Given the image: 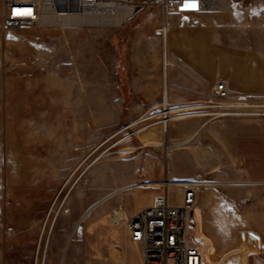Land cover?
<instances>
[{
  "label": "rangeland",
  "instance_id": "1",
  "mask_svg": "<svg viewBox=\"0 0 264 264\" xmlns=\"http://www.w3.org/2000/svg\"><path fill=\"white\" fill-rule=\"evenodd\" d=\"M4 2L0 264H118L123 243L99 251L92 226L142 187L150 165L164 172L161 189L167 179L210 181L192 216L207 264H264V113L217 115L210 101L220 81L232 101H264V0L170 14L176 26L208 33L200 53L188 37L169 42L152 0H135L118 25L102 18L13 28L3 24ZM68 5L47 14L85 13ZM144 61L168 72L159 99L144 98L158 89L153 80L134 82ZM182 189L169 188L172 202ZM236 248L244 251L229 255Z\"/></svg>",
  "mask_w": 264,
  "mask_h": 264
},
{
  "label": "built area",
  "instance_id": "2",
  "mask_svg": "<svg viewBox=\"0 0 264 264\" xmlns=\"http://www.w3.org/2000/svg\"><path fill=\"white\" fill-rule=\"evenodd\" d=\"M62 0H5L3 24L8 28L36 26L44 22L48 11H54ZM214 0H152L163 14L161 31H169L168 17L172 13L196 15L211 9ZM82 6L104 5L130 6L135 9V0H64ZM68 5V6H69ZM210 101L219 111L217 115L236 112L238 108L260 110L264 113V101H232L231 91L225 81L217 82ZM234 111V112H233ZM210 183L203 174L194 179L174 182L167 179L163 192L146 206L127 218L131 239L142 247L141 264H206V254L193 231L192 216L202 185ZM181 185V201L174 203L169 197V188Z\"/></svg>",
  "mask_w": 264,
  "mask_h": 264
},
{
  "label": "crops",
  "instance_id": "3",
  "mask_svg": "<svg viewBox=\"0 0 264 264\" xmlns=\"http://www.w3.org/2000/svg\"><path fill=\"white\" fill-rule=\"evenodd\" d=\"M5 10V2L3 6V15ZM204 13V12H202ZM200 13V14H202ZM163 22V21H162ZM170 39L169 42L173 41L181 42L184 38L188 37L195 42V47L198 49L197 52L203 51V46L208 40V33L199 28L182 29L172 22L171 17H168ZM168 31V32H169ZM200 62V59L198 60ZM197 62L193 67L201 74L204 66ZM141 66H136L139 69L136 76L133 78L134 82L143 86L150 84V80H153V84L158 85V89L148 96H144L147 100L159 99L162 89V80L166 81L168 78L167 70L161 71V64L159 62H143ZM166 67V65H165ZM156 69L160 71L148 72V69ZM153 76V77H152ZM168 81V80H167ZM133 82V81H132ZM178 83L175 77H171L169 82L170 88L166 83L168 90L171 94H175V85ZM154 85V86H155ZM145 94V91H143ZM164 172L159 170L155 166L146 167L143 171V183L142 187L131 193V196L122 203L115 205L107 212L106 216L99 218L92 226V233L94 234L95 244L98 246L99 251L104 249V246L110 245L115 246L120 241L123 243L119 254L118 264H141L142 262V247L140 244L135 243L131 239L130 230L127 225V218L130 214L149 206L153 203L154 198L163 192L160 185L163 179ZM240 249V250H239ZM236 251H244L243 248H236L229 251V255H233ZM134 252L136 255H132Z\"/></svg>",
  "mask_w": 264,
  "mask_h": 264
},
{
  "label": "bare ground",
  "instance_id": "4",
  "mask_svg": "<svg viewBox=\"0 0 264 264\" xmlns=\"http://www.w3.org/2000/svg\"><path fill=\"white\" fill-rule=\"evenodd\" d=\"M227 2V1H225ZM224 2V3H225ZM229 2V0H228ZM216 0L213 1L211 8H213L215 6ZM61 8L62 10H66V3L64 2H60ZM59 5V6H60ZM72 5H76L77 8H82V6L76 4V3H72ZM133 8L130 6H110V7H105L102 4H98V5H94V6H87L86 9H84L83 11H85V13L83 15L80 16H53V15H47L45 16L44 21L46 22H91V23H95L98 21H102L101 19L104 18L106 20H108V23H112L114 25H118L122 22L123 19H125L128 15H130L132 13ZM108 17V18H107ZM103 19V20H104ZM198 130H196L195 132H197ZM193 132V133H195ZM194 135V134H193ZM192 137V136H191ZM164 144L166 145V147L168 148V146H175L181 143H176V142H168L165 141ZM117 256V255H116ZM207 264V263H206Z\"/></svg>",
  "mask_w": 264,
  "mask_h": 264
}]
</instances>
